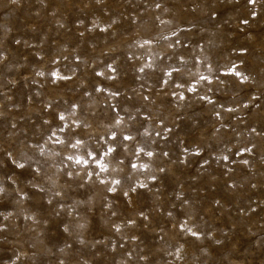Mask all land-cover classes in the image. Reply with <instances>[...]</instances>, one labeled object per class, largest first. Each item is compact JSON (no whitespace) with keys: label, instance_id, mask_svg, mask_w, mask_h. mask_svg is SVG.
Returning <instances> with one entry per match:
<instances>
[{"label":"rangeland","instance_id":"374dc122","mask_svg":"<svg viewBox=\"0 0 264 264\" xmlns=\"http://www.w3.org/2000/svg\"><path fill=\"white\" fill-rule=\"evenodd\" d=\"M0 189V264H264V0H0Z\"/></svg>","mask_w":264,"mask_h":264},{"label":"snow or ice","instance_id":"6c2138e0","mask_svg":"<svg viewBox=\"0 0 264 264\" xmlns=\"http://www.w3.org/2000/svg\"><path fill=\"white\" fill-rule=\"evenodd\" d=\"M249 2L250 3H255V0H249ZM244 23H247V21H244ZM236 75H240V73L239 72H237L236 73ZM246 78V77H245ZM202 79H203V77H202ZM60 119H63V117L61 116L60 117ZM126 139H130V137H126ZM109 151H112V149H109ZM148 155H151V153H148ZM77 162H79V161H77ZM85 163H87V161H84ZM245 163H246V161H245ZM20 167H23V165H19ZM118 183V182H117ZM0 191H2V189H0ZM196 233H193V235H195Z\"/></svg>","mask_w":264,"mask_h":264}]
</instances>
